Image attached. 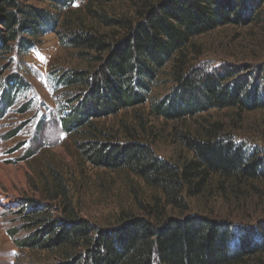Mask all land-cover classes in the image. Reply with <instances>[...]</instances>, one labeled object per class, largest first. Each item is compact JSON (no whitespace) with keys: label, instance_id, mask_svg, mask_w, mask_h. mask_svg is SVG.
<instances>
[{"label":"trees","instance_id":"obj_1","mask_svg":"<svg viewBox=\"0 0 264 264\" xmlns=\"http://www.w3.org/2000/svg\"><path fill=\"white\" fill-rule=\"evenodd\" d=\"M28 1L0 0L1 50L15 48V53L23 57L35 49L38 39L55 33L63 46L81 49V57L98 65L94 72L71 71L59 77L61 85L80 91L69 100L74 105L63 121L69 127H86L85 133L93 140L77 143V148L92 165L111 172L126 170L146 187L160 190L166 204L176 208L183 206L178 196L188 185L193 183L197 191L211 176L241 182L264 180L260 148L218 138L211 131L204 141L183 137L193 156L177 166L158 159L143 144L116 146L103 142L105 132L89 122L145 103L149 84L155 79L154 69L171 62L175 63V87L166 102L152 105L156 116L181 119L211 110H264L261 70L244 74L235 66L185 69L184 62L176 59L191 39L221 27L242 25L249 19L251 4L245 0H150L147 4L144 0L139 12L143 19L125 23L121 27L125 35L109 41L71 29L73 22L66 15L77 0H37L48 3L53 11L23 3ZM114 1L88 0L93 5ZM90 13L99 22H110L100 13ZM60 29L67 30L66 34L60 35ZM90 52L108 54L98 58ZM7 82L1 102L9 106V91L16 90L20 81L9 78ZM55 180L62 196L67 197L59 180ZM154 211L152 222L131 218L119 228L98 229L77 218L64 203L63 219L57 222L26 217L32 220L27 229L34 231L20 248L59 249L70 260L61 264H264V227L251 229L233 220L199 214L166 217L156 206Z\"/></svg>","mask_w":264,"mask_h":264},{"label":"rangeland","instance_id":"obj_2","mask_svg":"<svg viewBox=\"0 0 264 264\" xmlns=\"http://www.w3.org/2000/svg\"><path fill=\"white\" fill-rule=\"evenodd\" d=\"M143 1L93 5L88 0H77L66 16L73 22L71 29L116 41L125 35V23L143 19L139 13ZM149 1L145 0L147 4ZM245 1L251 4V10L242 25L221 27L189 41L176 57L184 62L185 69L235 66L244 74L261 70L264 75V3ZM23 3L53 11L45 2ZM89 11L104 15L110 22H99ZM59 31L60 35L67 32ZM61 43L58 34H47L23 57L15 53V48L1 50L0 44V264L70 261L59 249L20 248V243L34 231L27 229L32 220L26 217L57 222L63 219L64 203L77 218L98 229H116L131 218L152 222L155 206L166 217L199 214L233 220L251 229L264 227V180L241 182L211 176L197 191L193 183L188 185L178 196L183 206L176 208L166 204L160 190L146 187L126 170L111 172L92 165L77 148V143L92 139L85 133L86 127H69L63 121L74 105L69 100L80 91L61 85L59 77L71 71L94 72L98 65L81 57V49ZM107 54L90 52L98 58ZM173 64L154 69L155 79L149 84L145 103L89 121L107 135L101 141L116 146L143 144L158 159L181 166L193 156L183 137L204 141L211 131L218 138L260 148L264 156V110H211L181 119L155 115L152 105L166 102L173 94ZM9 78L20 81V85L9 91L11 104L7 106L1 97ZM55 178L67 197L62 196Z\"/></svg>","mask_w":264,"mask_h":264}]
</instances>
